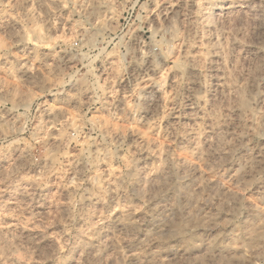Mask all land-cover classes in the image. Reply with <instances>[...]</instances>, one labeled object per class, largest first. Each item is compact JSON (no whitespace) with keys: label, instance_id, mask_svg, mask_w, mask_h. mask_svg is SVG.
<instances>
[{"label":"clouds","instance_id":"9594fccd","mask_svg":"<svg viewBox=\"0 0 264 264\" xmlns=\"http://www.w3.org/2000/svg\"><path fill=\"white\" fill-rule=\"evenodd\" d=\"M0 264H264V0H0Z\"/></svg>","mask_w":264,"mask_h":264}]
</instances>
